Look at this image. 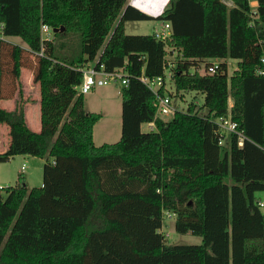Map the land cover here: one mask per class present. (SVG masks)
<instances>
[{
  "label": "trees",
  "instance_id": "trees-1",
  "mask_svg": "<svg viewBox=\"0 0 264 264\" xmlns=\"http://www.w3.org/2000/svg\"><path fill=\"white\" fill-rule=\"evenodd\" d=\"M128 1L0 0V102L19 92L26 68L40 107L35 133L22 106L0 105L11 137L0 161L45 160L41 187L0 188V264H264L256 199L264 192V77L255 74L264 0H256L252 19L248 0H168L155 18L170 25L166 42L125 33V22L150 19ZM41 25L58 29L50 41L41 39ZM167 54H175V94L200 92L204 101L176 107L164 122L154 119V95L140 76H162ZM96 58L105 70L125 66L128 74L120 139L100 146L93 127L101 114L87 112L75 89L79 69ZM213 59L220 62L214 73L196 70ZM222 116L239 125L241 147L235 134L218 144L213 119ZM153 119L155 130L141 132ZM165 215L174 217L175 232L202 243L167 245Z\"/></svg>",
  "mask_w": 264,
  "mask_h": 264
},
{
  "label": "rangeland",
  "instance_id": "rangeland-1",
  "mask_svg": "<svg viewBox=\"0 0 264 264\" xmlns=\"http://www.w3.org/2000/svg\"><path fill=\"white\" fill-rule=\"evenodd\" d=\"M128 4V2H127ZM161 25V21H158L152 17L148 20L141 21H127L124 24V31L127 35H151L153 29H158ZM13 42L17 45L21 44L19 38H14ZM175 54L168 55V60H173ZM210 61V60H207ZM205 62H200V71L204 69ZM228 73L231 74L233 68H235V62L230 61L228 63ZM193 71V67L190 69ZM22 76L19 83V97L22 98L21 85L28 80L31 72L28 69L22 70ZM32 82L31 89L26 93L28 97V103L30 107L26 109V121L28 127L32 132H39L40 130V107L35 106L34 100L38 95L39 85ZM167 90L170 92L171 103L174 107L186 109L189 103L193 102L197 105H202L204 101V95L200 92L187 91L175 94L174 88L171 82H167ZM120 89L119 85H107L95 88L88 94H84V109L87 112H95L101 114V118L96 122L94 127V140L96 146L104 143H116L120 139L121 133V98L118 94ZM95 95H92L94 94ZM97 94V95H96ZM180 95L182 97H180ZM11 100L9 97L1 99V106L3 108L9 107ZM231 101H229V104ZM206 110H203V114ZM141 132L148 133L149 129L146 124L141 125ZM7 135V132L6 134ZM2 138V133H0ZM105 138V140H101ZM45 163L44 159L38 158L30 154H17L9 156L8 159L0 161V188H6L18 184H25L27 189L41 187L42 183V167ZM24 165V169H21ZM2 194L4 191H1ZM256 199L264 202V192L256 193ZM160 232L166 239L167 245H199L202 243V239L199 236L192 235L190 233L179 234L174 230V217L165 215L162 222Z\"/></svg>",
  "mask_w": 264,
  "mask_h": 264
},
{
  "label": "built area",
  "instance_id": "built-area-1",
  "mask_svg": "<svg viewBox=\"0 0 264 264\" xmlns=\"http://www.w3.org/2000/svg\"><path fill=\"white\" fill-rule=\"evenodd\" d=\"M132 0H129L128 3H131ZM251 6L250 19L253 18V14L255 13L256 8V0H248ZM224 2L230 6L231 2L224 0ZM161 14V13H160ZM160 14L153 16L152 18H157ZM251 23V22H250ZM2 24H0V39H3L2 36ZM156 40H160L162 42H166L170 38V25L169 23H162L158 29H153L151 34ZM40 36L44 41H50L53 36L52 28L47 25H41L40 27ZM165 51L171 52L170 48L166 45ZM42 54V50L40 54ZM168 59V54L166 55ZM168 60L167 68H165L164 74L162 76L156 77L154 79H148L143 75L140 76V81L152 92L154 95V119H160L164 122H167L171 119L175 112L177 111L176 107H174L171 103V97L169 91L167 90V82L172 80L174 75V71L170 68L173 65ZM230 61L227 62V64ZM220 65L219 60L213 59L210 61H206L204 65V69L201 72L200 66L196 68V70L200 73H214ZM229 67V65H228ZM235 69V68H234ZM82 73V81L81 83L75 87L76 91L82 95L90 93L92 90L98 87L107 86V85H119L120 87L126 86L128 82V74L126 72L125 66L120 68H115L113 70H105V67L102 64H99V60L96 58L92 63L87 64L85 67L79 69ZM194 71V70H193ZM255 74L260 77H264V51L259 60V66L255 69ZM163 89V92L160 93V89ZM154 119L148 123H146L149 131L155 130V122ZM213 122L216 126V134L218 136V144H223L225 138L228 134H235L238 139V146L241 147L243 141L245 139L242 130L239 125L232 121L230 117H218L213 119ZM21 169H24V165H22ZM257 205L264 213V202L258 201Z\"/></svg>",
  "mask_w": 264,
  "mask_h": 264
},
{
  "label": "crops",
  "instance_id": "crops-1",
  "mask_svg": "<svg viewBox=\"0 0 264 264\" xmlns=\"http://www.w3.org/2000/svg\"><path fill=\"white\" fill-rule=\"evenodd\" d=\"M13 39L14 38H5V40H7V41H9V42H11V43H14L13 42ZM15 44V43H14ZM20 46H23L24 47V44H22V42H21V44H20ZM22 73V72H21ZM21 76H22V74H21ZM21 76H20V78H21ZM31 78H32V74L30 75V77H29V75H28V80L25 82V84L23 83V85H21V89H23L24 90V92H26L27 93V91L29 92L30 91V89H31ZM22 79V78H21ZM33 84V83H32ZM26 93H22V95H23V97L22 98H20L19 97V92L18 91H16L15 92V94H14V96L12 97V98H10L11 100H9V101H11V103H10V105H8L9 107H6V108H3L2 106V109H4V110H6V111H12V110H14L16 107H18V106H22L23 107V110H24V117H25V122H26V125H27V127H28V124H27V121H26V108L27 107H30V105H29V103H28V97H27V95H26ZM118 94L120 95V89H119V91H118ZM92 95H95V93L94 94H92ZM97 95V94H96ZM121 98V97H120ZM34 104H35V106H38L39 105V97H38V95L36 96V99L34 100ZM0 105H1V102H0ZM95 113V112H94ZM121 114V113H120ZM95 125H96V123H95ZM95 125H94V127H95ZM94 127H93V140H94ZM29 128V127H28ZM30 129V128H29ZM6 132H7V135H5L6 134ZM0 133H2V138L0 137V153H3L7 148H8V146H9V144H10V142H11V137H10V127L5 123V122H0ZM36 133V132H35ZM101 140H105V138H103V139H100V141ZM94 142V144H95V141H93ZM115 143V142H114ZM109 144H113V143H109ZM96 145V144H95ZM102 145V144H101ZM100 146V145H99Z\"/></svg>",
  "mask_w": 264,
  "mask_h": 264
},
{
  "label": "bare ground",
  "instance_id": "bare-ground-1",
  "mask_svg": "<svg viewBox=\"0 0 264 264\" xmlns=\"http://www.w3.org/2000/svg\"><path fill=\"white\" fill-rule=\"evenodd\" d=\"M167 2L168 0H132L131 4L146 14L156 16L162 12Z\"/></svg>",
  "mask_w": 264,
  "mask_h": 264
},
{
  "label": "water",
  "instance_id": "water-1",
  "mask_svg": "<svg viewBox=\"0 0 264 264\" xmlns=\"http://www.w3.org/2000/svg\"><path fill=\"white\" fill-rule=\"evenodd\" d=\"M128 5H129V6H132V7L135 8V9H137V10L140 11L141 13H143V14H145V15L151 17V15L146 14L145 12L141 11L140 9L134 7L131 3H128ZM60 30H63V28H61ZM52 31H53V33H56V32L58 31V29H53Z\"/></svg>",
  "mask_w": 264,
  "mask_h": 264
}]
</instances>
